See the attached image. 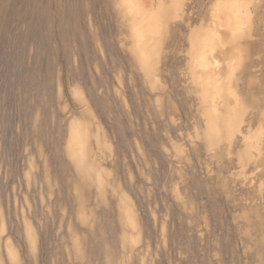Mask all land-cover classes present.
<instances>
[{
    "label": "rangeland",
    "instance_id": "rangeland-1",
    "mask_svg": "<svg viewBox=\"0 0 264 264\" xmlns=\"http://www.w3.org/2000/svg\"><path fill=\"white\" fill-rule=\"evenodd\" d=\"M0 264H264V0H0Z\"/></svg>",
    "mask_w": 264,
    "mask_h": 264
}]
</instances>
